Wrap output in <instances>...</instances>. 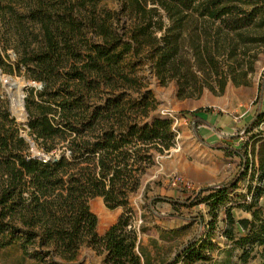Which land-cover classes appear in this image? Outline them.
<instances>
[{"label": "trees", "instance_id": "1", "mask_svg": "<svg viewBox=\"0 0 264 264\" xmlns=\"http://www.w3.org/2000/svg\"><path fill=\"white\" fill-rule=\"evenodd\" d=\"M103 1L0 0V46L16 55L14 64L0 55V67L41 85L26 90V128L0 96V249L19 252L17 264H76L83 248L104 264H148L130 197L174 146L175 133L170 119L150 117L157 103L142 74L161 86L175 83L179 100L197 99L204 88L214 93L213 84L222 94L217 72L210 82L197 72L229 66L233 47L264 32V0H116L114 11ZM263 88L264 71L238 149L198 135V126L212 128L209 109L182 112L204 146L239 164L229 182L186 199L147 198L145 187L151 213L157 202L194 200L207 210L209 219L166 264H264ZM22 132L49 159L33 156ZM94 198L122 210L102 236L88 206ZM234 209L248 217L235 219Z\"/></svg>", "mask_w": 264, "mask_h": 264}, {"label": "rangeland", "instance_id": "2", "mask_svg": "<svg viewBox=\"0 0 264 264\" xmlns=\"http://www.w3.org/2000/svg\"><path fill=\"white\" fill-rule=\"evenodd\" d=\"M116 0H105L100 7L110 11L117 8ZM247 45L237 44L232 55L234 60L228 65L208 67L203 72H197L201 81H212L215 73L224 79L226 84L222 94L213 84L214 93L204 88L197 99L179 100L176 97V85L170 83L161 86L148 72H144V82L156 100V109L150 112V117L167 118L172 121L175 133V143L168 153L158 156L156 166L143 176L138 193L130 197V204L135 211L133 223L137 234V245L148 264H166L174 257L175 252L190 240L200 229L201 220H208L204 204L193 202L190 206L172 205L167 202H157L153 205L154 213L144 208L143 191L147 186V198L153 196L175 197L186 199L190 195L209 186L229 182L238 171L239 159L222 151L204 146L194 135L189 118L182 116L184 111H194L198 108L209 109L207 119L212 128L197 127L198 135L208 144L225 143L233 148H240L244 139L242 129L252 118L257 103V91L261 75L264 71V32ZM1 36V35H0ZM0 55L4 63L14 64L16 55L13 50L2 51ZM220 66V67H219ZM12 78H24L21 74L4 73ZM234 82H246L247 86H235ZM0 83V96L7 101V95ZM26 94V90H25ZM261 109L264 110V88ZM8 105V102H7ZM13 116V115H12ZM14 117V116H13ZM15 118V117H14ZM16 119V118H15ZM17 121V119H16ZM264 128V126H262ZM34 152H38L34 148ZM33 155V150L31 149ZM183 180L190 185L189 190L174 189L170 186L173 180ZM90 211L97 218L96 232L102 236L118 219L121 209L108 210L101 198H94L88 203ZM235 219L248 217L241 210L234 209ZM172 216L162 220L159 217ZM223 213L219 214V227ZM138 251V253H139ZM19 252L1 250L0 264H17ZM24 264H34L29 261ZM76 264H104L103 257L91 248L81 249Z\"/></svg>", "mask_w": 264, "mask_h": 264}, {"label": "water", "instance_id": "3", "mask_svg": "<svg viewBox=\"0 0 264 264\" xmlns=\"http://www.w3.org/2000/svg\"><path fill=\"white\" fill-rule=\"evenodd\" d=\"M3 77L4 79V85H2V89L4 90V92L7 95V102H8V110L10 112L11 115H13L16 119L17 122L19 123V125H21L23 128H26V121H27V112L25 110L24 107V98H25V90H27L30 87H37L40 88L41 85H36L33 82L27 81L25 78H12L11 76L5 75L2 73V71L0 70V78ZM21 82V106L23 108L24 111V119L23 120H19L15 114L14 108L12 106V102H11V96H14L16 93V85L18 82ZM21 136L30 144L31 149L33 150V156H36L37 158L40 159H49L46 158L43 154L39 153V152H34V144L32 142V140L27 136V134L25 132L21 133Z\"/></svg>", "mask_w": 264, "mask_h": 264}, {"label": "bare ground", "instance_id": "4", "mask_svg": "<svg viewBox=\"0 0 264 264\" xmlns=\"http://www.w3.org/2000/svg\"><path fill=\"white\" fill-rule=\"evenodd\" d=\"M0 83L2 85H4V79L3 77L0 78ZM21 82L19 81L16 85V93L14 96H11V102H12V106L14 108L15 114L17 116V118L19 120H23L24 119V111L23 108L21 106Z\"/></svg>", "mask_w": 264, "mask_h": 264}, {"label": "built area", "instance_id": "5", "mask_svg": "<svg viewBox=\"0 0 264 264\" xmlns=\"http://www.w3.org/2000/svg\"><path fill=\"white\" fill-rule=\"evenodd\" d=\"M170 186L172 188H174V189H180V188H182L184 190H189L190 189V185L187 182L183 181V180L178 181V180L175 179V180H173L170 183Z\"/></svg>", "mask_w": 264, "mask_h": 264}]
</instances>
